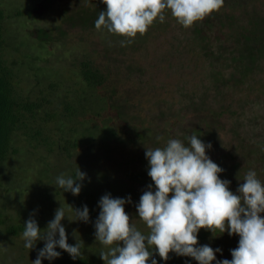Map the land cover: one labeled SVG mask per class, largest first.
Listing matches in <instances>:
<instances>
[{"label": "trees", "instance_id": "16d2710c", "mask_svg": "<svg viewBox=\"0 0 264 264\" xmlns=\"http://www.w3.org/2000/svg\"><path fill=\"white\" fill-rule=\"evenodd\" d=\"M2 3L0 0L1 183L3 180L5 184L7 175L3 167L20 152L21 141L28 142L32 149L46 147L49 152L60 147L61 151L56 153L67 164L62 174L74 176L78 167L86 174L83 181H77L82 184L81 192L73 195L59 188L57 176L53 175L54 166L46 162L39 171L49 189L43 195L52 200L61 191L70 193L77 204L73 208L87 205L89 216L93 217L99 212L95 207H99L101 196L109 194L99 192L95 184L86 185L92 174L86 171V161L93 156L86 150L93 146L101 159L100 175L110 179V191L117 190L118 198L131 197V202L124 207L138 228L143 223L136 208L140 197L150 184L155 191L148 175L146 148H162L169 139H180L187 145V138L192 134L205 138V144L211 143L206 155L224 169L219 175L231 182L230 191L236 192L249 170L256 171L258 179L264 182V0H224L219 11L188 28L177 22L171 10H166L163 23L157 19L144 35L137 34L135 38L110 33L103 26L99 30L95 28L98 13L107 9L102 0H42L12 12H7ZM55 3L60 5L59 22L50 28H27L33 39L30 43L38 44L32 48L35 57L46 43H68L67 35L71 31L76 35L72 45L82 44L84 50L74 57L72 68H66L67 75L63 78L71 88L65 87L60 97L59 82L25 93L21 86V73L25 71L17 69L4 53L9 35L16 33L12 32L11 18H40ZM129 39L131 43L127 42ZM121 41L125 43L122 45ZM30 43L26 47L21 40L14 48H30ZM25 78L29 84L28 73ZM144 96L151 103L152 122L158 124L156 134V130L142 128L148 114L142 118L136 111L137 107L142 108ZM160 114L164 120L162 126L157 121ZM105 118L114 125L102 126ZM91 123L101 125L99 135L88 130ZM51 125L57 126L63 135L57 138ZM71 148L81 149L82 160L75 166L69 160ZM115 152L120 155L115 157ZM18 177L9 182L5 180V188L15 196L18 194L13 189L21 188L15 186L19 183ZM4 205L0 204V234L18 236L24 231L27 213L14 208L17 212L10 215ZM56 206L63 207L60 201H56ZM47 207L56 212L54 206ZM46 210L41 212L46 214ZM38 226L42 228V224ZM238 241V235L229 236L227 231L213 234L202 228L197 246L220 248L222 251L216 253V260H231V250L238 247ZM40 246L43 248L45 244ZM55 250L60 252V257L44 259L43 264H105L96 247L86 243H83L82 257L75 260L63 249ZM150 251L157 264H198L194 258L174 252L164 261L154 249ZM147 264H151V258Z\"/></svg>", "mask_w": 264, "mask_h": 264}, {"label": "clouds", "instance_id": "9594fccd", "mask_svg": "<svg viewBox=\"0 0 264 264\" xmlns=\"http://www.w3.org/2000/svg\"><path fill=\"white\" fill-rule=\"evenodd\" d=\"M106 11L98 13L95 28L103 26L108 32L135 38L144 35L158 19L165 21V11L183 27L219 11L224 0H102ZM131 43V39L127 41ZM125 41H121L123 45ZM196 134L188 137L186 145L180 139H169L164 147L146 148L149 162L148 175L154 182L140 197L136 206L139 219L149 229L142 233L125 211L131 197L113 198L105 194L99 201L101 209L95 221V237L107 251L99 255L105 264H157L152 258L154 249L164 261L169 253L194 258L198 264H264V182L254 170H249L236 192L229 190L230 181L222 180L224 171L208 155L211 143L205 144ZM86 174L79 167L75 175L61 174L56 184L63 191L79 195ZM171 195V198L169 196ZM70 206V205H69ZM75 212L76 220L89 221V209L84 205ZM66 217L63 207L56 210L54 219L45 230L30 215L25 222L22 237L24 246L31 250L38 240L45 246L39 250L32 264H42V259L60 257L59 247L70 254L73 260L82 257L83 242L68 243L65 227L61 221ZM213 234L227 231L229 236L238 235V247L231 250L232 259L216 260L220 248L208 245L197 246L200 229ZM58 233V239L57 237ZM75 234V233H74ZM121 242L122 245L121 246Z\"/></svg>", "mask_w": 264, "mask_h": 264}, {"label": "rangeland", "instance_id": "374dc122", "mask_svg": "<svg viewBox=\"0 0 264 264\" xmlns=\"http://www.w3.org/2000/svg\"><path fill=\"white\" fill-rule=\"evenodd\" d=\"M39 1L42 0H3L2 4L7 12H12L13 10H15V8H23L24 6H29L33 3L37 4ZM59 6L60 5L55 3L49 9H47L40 18L31 17L25 18L23 20L20 19V16L11 18L13 20L12 25L14 26V31L12 32H16L17 34L11 33L9 35L8 38L10 40L7 41V48L4 50V53L7 54L8 60L14 63V66L17 69L19 68L21 69V71H25V73H21V86H23V90H25V93L29 89H32L35 92L39 87L40 89L43 86L48 87L47 84H49L50 82H59V88L60 90H62L61 92H57L58 97H60L61 93L64 92L65 87L71 88L67 85L68 83L64 82L65 79L63 78V76L64 74H66V68H72V62L75 60L74 57L80 55V52L84 50L82 44L72 45L71 41L74 40L76 36L75 33L72 31L68 33L67 40L69 42L65 43V45H63V43H58L57 41L46 43L45 48L37 50L39 57L37 56L36 58L34 55L36 53L32 50V48H34V46H37L38 44L30 43V41H33V39L30 38V32H28L27 29L28 27L37 28L38 26L50 28L53 24L59 22L61 20ZM21 40L24 41V45L26 47H28L29 43L32 46L30 48L21 46L17 49L14 48V46L18 42H21ZM8 42L10 43L9 46ZM100 60L102 61V58H100ZM34 70H36L37 73H33ZM27 73L29 75V84H27L25 78ZM129 101L132 102L131 100ZM141 101L144 104L141 109L137 107L136 111L142 118L144 117V115L148 114L142 122V128L150 129L154 132V130L157 129L158 124L156 123V121H154V123L152 122V116L151 114H149L151 111L150 100L147 98V96H144L142 97ZM162 116L163 115L160 114V119L157 120L159 121L161 126L164 121H162ZM110 121L111 120H109L108 118H105L103 120L102 126L107 125L111 127V125H114L113 122L111 123ZM88 126L89 123H87L86 127L88 128ZM100 126L101 125L95 126L91 123V127L88 130H90L93 135H99L101 133ZM50 127L53 128L52 133H55L57 135V138H59L60 135H63L61 134V130L56 129L57 126L51 125ZM157 131L158 130L155 131V134ZM204 139L205 138H202L201 140L203 141ZM83 140L84 142L86 141V139ZM62 141H65V139L63 138ZM149 143L150 141H148L145 145H148ZM20 147V152L9 159L10 164L4 165L3 167V171L7 173L4 179L8 180V182L12 181L14 177L19 176V183H15V186L20 185L21 188L16 187L15 189H13L18 194V196H15L13 192H10V190L8 191V189L5 188V180V184L3 183V180L2 183L0 182V204L4 205L3 201L6 200L5 203H8V205H4V207L5 210L8 211V214L11 215L12 213L21 211V213H27V217H25L26 220H28L30 215H32V218L37 221V224H42L41 230L43 231L47 228L48 223L53 220L55 216V212L52 213L47 205L54 206L57 210L59 207L57 208L56 201H60L61 206L63 205V208L66 207V217L61 221V224L65 227L67 237L68 239H71V243L75 245L78 240L82 241L84 244L86 243L90 246H95L98 255L102 251H107V247L96 240V229L92 231V227L95 225V221L97 220L101 211L100 207H95L96 210L98 208L99 212H96L95 216L93 217L90 215V221L85 223L81 220H76L77 217L75 215V212L70 210V206H72L73 208L76 201L74 198H71L70 193L61 191V194H56V196L52 200H50L46 195H43V193L49 192V189H46L47 186L44 185L45 182L43 183L41 180V178L44 177H41L39 173L40 167L46 162H49L50 165L54 166V168L52 169L54 172L53 175L58 177L63 173V169H65L67 165L65 159L61 158L59 154L56 153L57 151H61L60 147H57L53 152H49L46 147L43 146L39 147L38 149H32V147L28 145V142L25 141L20 142ZM95 148L96 147L91 146L89 148L87 147L86 150L87 153L91 152L93 154V156L86 161V171L92 173L90 175V178L86 180V185H88L89 183L90 186L92 184H95L96 188L99 189V192H101L102 194L109 193L113 198H118L117 194H119V192L117 190L112 188V191H110V179L108 178V176L104 178V176L100 175L99 162H101V159H98V153L94 152ZM80 150V148H71L72 157L69 160L70 162H73L74 166L78 165L82 160L79 157ZM63 154L66 153L63 152ZM84 155L85 157H88L87 154L83 153V156ZM119 155L120 154L118 152H115V157ZM37 156L39 158H37ZM86 159L87 158H85L84 161ZM52 185L55 186V183H53ZM53 191L54 190H50L52 194L54 193ZM75 206H77V204ZM41 210L42 212L46 210V214L42 213ZM49 212L51 213V215ZM261 216L264 217V214L262 213ZM44 222H47V225L46 223L44 224ZM135 224L137 223L135 222ZM138 226H140L138 227V229H140L143 233L149 230L143 223ZM22 233L23 232H21L18 236H13L4 232L0 234V264H32L34 259L37 258L39 250L42 249L40 245L41 243L45 244V241L38 240L34 248L29 250L24 246L25 241L22 237ZM228 244L229 243L226 241V246ZM121 246H123L122 242ZM43 261L44 259H42V264L44 263Z\"/></svg>", "mask_w": 264, "mask_h": 264}]
</instances>
